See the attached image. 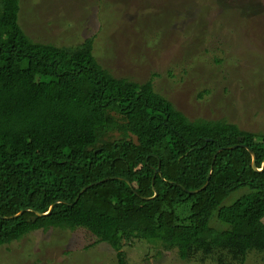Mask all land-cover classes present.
I'll return each mask as SVG.
<instances>
[{"label":"trees","instance_id":"1","mask_svg":"<svg viewBox=\"0 0 264 264\" xmlns=\"http://www.w3.org/2000/svg\"><path fill=\"white\" fill-rule=\"evenodd\" d=\"M255 7L237 12L245 19ZM235 10L226 4L222 14ZM164 12L157 17L172 16ZM19 14L20 0H0V247L35 230L82 229L117 264L136 242L200 263L264 255V168H252L250 152L261 169L263 132L191 119L155 88L158 73L143 82L115 76L98 62L93 36L37 41Z\"/></svg>","mask_w":264,"mask_h":264},{"label":"rangeland","instance_id":"2","mask_svg":"<svg viewBox=\"0 0 264 264\" xmlns=\"http://www.w3.org/2000/svg\"><path fill=\"white\" fill-rule=\"evenodd\" d=\"M226 4L235 13L224 16ZM244 4L256 5L245 19L237 12ZM161 10L172 16L157 17ZM223 18L230 23L220 31ZM19 22L32 39L56 45L93 36L103 67L138 82L158 73L155 88L189 118H224L264 133V0H20ZM262 225L264 238V218ZM92 241L82 229L31 231L0 247V264H117L114 250ZM123 250L126 264H216L180 260L176 249L147 251L144 242ZM244 264H264V255L250 252Z\"/></svg>","mask_w":264,"mask_h":264},{"label":"water","instance_id":"3","mask_svg":"<svg viewBox=\"0 0 264 264\" xmlns=\"http://www.w3.org/2000/svg\"><path fill=\"white\" fill-rule=\"evenodd\" d=\"M239 140H241V137H239L238 138ZM250 152H251V155H252V162H251V166H252V168L254 169V170H257V171H260V170H262L263 168H264V162H263V167L261 168V169H258L257 167H256V164H255V155H254V153L250 150ZM212 169V165H211V167H210V170ZM210 177V175H208V178ZM207 183L208 182H206V184L202 187V188H204L206 185H207ZM85 189V187L84 188H82V190H81V192L83 191ZM196 191H198V190H194V191H191V193H194V192H196ZM80 192V193H81ZM156 195V192H155V194H154V196ZM51 208H52V206L50 207V210H51ZM49 210V211H50ZM48 211V212H49ZM47 212V213H48ZM20 213V212H19ZM47 213H45V214H43V213H40V212H36V215L37 216H43V215H46ZM33 219H35V216L33 217Z\"/></svg>","mask_w":264,"mask_h":264}]
</instances>
